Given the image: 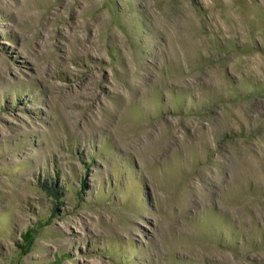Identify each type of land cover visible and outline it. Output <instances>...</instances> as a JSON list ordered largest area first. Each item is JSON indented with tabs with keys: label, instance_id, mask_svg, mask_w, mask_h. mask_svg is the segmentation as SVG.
Returning <instances> with one entry per match:
<instances>
[{
	"label": "rangeland",
	"instance_id": "rangeland-1",
	"mask_svg": "<svg viewBox=\"0 0 264 264\" xmlns=\"http://www.w3.org/2000/svg\"><path fill=\"white\" fill-rule=\"evenodd\" d=\"M0 264H264V3L0 0Z\"/></svg>",
	"mask_w": 264,
	"mask_h": 264
},
{
	"label": "trees",
	"instance_id": "trees-1",
	"mask_svg": "<svg viewBox=\"0 0 264 264\" xmlns=\"http://www.w3.org/2000/svg\"><path fill=\"white\" fill-rule=\"evenodd\" d=\"M50 194L54 195L55 197H58V195L54 194L55 191H48ZM33 234H34V230L32 228H29L25 234V236L27 237V245L28 248L31 247V245L33 244Z\"/></svg>",
	"mask_w": 264,
	"mask_h": 264
},
{
	"label": "crops",
	"instance_id": "crops-1",
	"mask_svg": "<svg viewBox=\"0 0 264 264\" xmlns=\"http://www.w3.org/2000/svg\"><path fill=\"white\" fill-rule=\"evenodd\" d=\"M258 2H262V3H264V0H257Z\"/></svg>",
	"mask_w": 264,
	"mask_h": 264
}]
</instances>
